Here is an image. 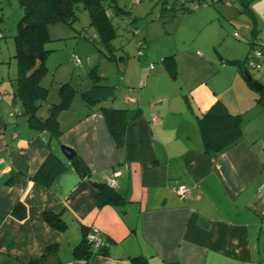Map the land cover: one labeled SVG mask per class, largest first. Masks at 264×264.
I'll list each match as a JSON object with an SVG mask.
<instances>
[{
  "label": "crops",
  "instance_id": "crops-1",
  "mask_svg": "<svg viewBox=\"0 0 264 264\" xmlns=\"http://www.w3.org/2000/svg\"><path fill=\"white\" fill-rule=\"evenodd\" d=\"M245 2V8L220 1L181 14L189 18L183 29L196 25L198 42L208 39L221 49L209 48L206 56L185 48L151 54L144 44L137 55L146 61L125 63L114 96L102 102L138 111L119 146L99 105L88 107L80 97L79 110L72 107L76 92L89 88L72 86L76 92L58 112L60 133L54 136L21 116L11 94L17 72L8 74L10 86L3 90L0 83V264L50 257L55 264H85L73 248L93 229L104 238L106 254L89 264H131L133 256L148 264H264V104L233 63L244 61L253 37L264 54V0ZM170 55L173 74L162 62ZM259 69L252 77L264 85V65ZM48 94L38 110L42 119L58 102L47 100ZM55 97L60 100L58 89ZM216 102L240 116L241 131L233 146L213 155L203 150L197 116ZM60 145L72 149L80 165L67 160ZM50 152L67 168L46 187L32 176ZM110 171L117 173L115 191L123 202L98 205L100 189L92 184H105ZM179 185L188 187V198L172 190ZM17 203L25 206L23 219L12 214ZM46 212L60 213L66 228L49 226Z\"/></svg>",
  "mask_w": 264,
  "mask_h": 264
},
{
  "label": "trees",
  "instance_id": "trees-1",
  "mask_svg": "<svg viewBox=\"0 0 264 264\" xmlns=\"http://www.w3.org/2000/svg\"><path fill=\"white\" fill-rule=\"evenodd\" d=\"M161 1L164 3L168 0ZM220 1L224 0H216L211 4L217 5ZM236 1L241 5V8H245V0H234V2ZM17 2L21 8L22 16L17 22L16 34L13 36V58L16 62L17 73L11 81L12 100L20 103L23 109L21 116L25 117L32 127L57 136L60 133L57 114L61 109L70 105L76 91L69 82L61 83L58 88L60 100L49 106L48 115L44 119L38 116V110L42 102L46 100L48 91L47 87L41 85V81L47 74L45 58L49 50L45 48V44L49 40V25L62 22L71 26L77 19L76 10H86L90 16V25L94 26L96 32V37L90 42L103 52L102 48H110L111 40L116 36V27L112 24L111 18L114 15L121 17L127 15L129 19L127 22L130 23L133 17L118 5L117 0H17ZM182 7L177 0H171L167 3L165 10L174 8V10H192L188 4L185 5V9ZM109 9L112 11L110 12ZM250 42L252 49L257 42V37H253ZM140 52L142 53V51ZM247 56L243 62L233 63L237 65L244 81L252 87L244 76ZM107 57L113 58L112 55ZM162 62L173 74L175 71L173 56L164 57ZM89 75L91 86L88 90L80 92L81 97L88 107L99 105L98 109L106 121L108 130L119 146L122 144L126 126L132 122L138 111L107 107L102 104L104 100L114 96V87L106 84L103 81L104 77L97 74L95 68L91 69ZM258 101L264 104V89L260 91ZM197 123L203 150L207 153L217 155L233 146L240 139V116L228 113L220 102H216L204 114L197 116ZM72 160H77V164L80 165L76 156ZM66 168L67 166L62 160L50 152L32 176V180L49 187L58 174ZM115 188L104 184V187L97 193V204H121L123 198L115 191ZM12 214L23 219L26 215L25 206L17 203L12 209ZM42 217L49 226L56 230L61 231L66 228V223L60 213L46 212ZM53 250L50 247L48 253ZM73 254L77 258L83 259L85 264H89L94 256L106 254V245L93 247L84 234L79 243L74 246ZM129 260L131 264H148L147 259L141 256H133ZM24 264H42V258L30 259Z\"/></svg>",
  "mask_w": 264,
  "mask_h": 264
},
{
  "label": "rangeland",
  "instance_id": "rangeland-1",
  "mask_svg": "<svg viewBox=\"0 0 264 264\" xmlns=\"http://www.w3.org/2000/svg\"><path fill=\"white\" fill-rule=\"evenodd\" d=\"M169 1L171 0L164 3L161 0H117L118 5L128 11L133 19L128 23L127 15L123 17L114 15L111 18L112 24L116 27V36L111 40L110 48H102L103 52L90 42L96 36V32L94 26L90 25V16L86 10H76L77 19L72 26L61 22L50 24V31L56 30L50 32V39L46 42L45 48H51L53 51H49L46 55L45 65L48 71L41 81V85L47 87L49 91L47 100L50 102L59 101L57 97H55V101H52V98L63 82L70 81L75 89L90 88L89 74L93 68L97 74L104 77L103 81L114 86L116 91V84L121 78V70L123 68L125 70V63L135 64L136 61L138 63L146 61L144 60L146 57L137 55L138 51L143 53L145 45L149 47L151 54L185 48L193 54H196L198 50L206 56L205 50L209 48L210 51L221 49L208 39L198 42L196 37L199 35V31L196 25L186 30L182 28L185 24L189 25V18L180 19L181 14L187 15L196 10L190 12L174 10L177 8L176 6L174 9L165 10ZM224 2L234 7L241 6L237 1L224 0ZM109 11L112 10L109 9ZM21 16L22 11L17 0H0V77L2 76L0 83L3 90L10 86L8 74L12 71L13 73L17 72L16 62L13 58V36L16 34L17 22ZM144 39L145 43L142 42ZM183 41L186 42L185 45H182ZM140 42H142V46L137 49L135 44ZM72 55H78L81 58L82 65L80 67L71 64ZM109 55H112L113 58H108ZM3 61H9L8 67L1 64ZM158 63H160L159 60L156 61V65ZM246 70L254 78H257L258 72L261 71V69H253L250 66H247ZM0 93L4 95L2 90ZM74 97L76 100L72 107L78 109L76 101L81 97L80 92H76ZM42 114L45 115L46 110H43Z\"/></svg>",
  "mask_w": 264,
  "mask_h": 264
},
{
  "label": "built area",
  "instance_id": "built-area-1",
  "mask_svg": "<svg viewBox=\"0 0 264 264\" xmlns=\"http://www.w3.org/2000/svg\"><path fill=\"white\" fill-rule=\"evenodd\" d=\"M216 0H177L178 4L182 5H189V8L191 7L192 10L196 9L198 6L203 4H211L214 3ZM234 2V0H230ZM185 5H183V9H185ZM188 8V9H189ZM236 36L238 35L237 32L234 33ZM258 43L260 41H257ZM256 42L255 45L258 43ZM253 46V48L249 51L247 59H246V65L250 66L253 69H259L262 65H264V54H261V52L256 49V46ZM138 54H141L139 52ZM200 54V53H198ZM72 62L75 67H80L82 65V60L78 55H72ZM153 65L150 64V68H152ZM17 110L15 109L11 115L15 114ZM158 117L153 116L152 121H157ZM116 172L110 171L104 174V182L107 186L115 188L116 187ZM172 190L179 195L181 199H186L189 197V189L185 185H179L178 187H172ZM86 239L89 243L92 244L93 247H99L103 244H105L104 238L100 234L99 230L93 229L90 233L86 235Z\"/></svg>",
  "mask_w": 264,
  "mask_h": 264
},
{
  "label": "water",
  "instance_id": "water-1",
  "mask_svg": "<svg viewBox=\"0 0 264 264\" xmlns=\"http://www.w3.org/2000/svg\"><path fill=\"white\" fill-rule=\"evenodd\" d=\"M244 76H245L246 80L251 83V86L257 92H260L262 89H264V85H262L260 82H258L256 80H254L252 75L248 71H244ZM60 151H61L62 155L67 160H72V158L75 156V152L72 149H70L69 147H66L64 145H60ZM81 171H82L83 176L85 177L86 171L83 167L81 168ZM92 185H93V187L98 188V189H102L104 187V184H102V183H93ZM54 262H56V258L50 257V258L45 259L42 264H55ZM56 264H58V263H56Z\"/></svg>",
  "mask_w": 264,
  "mask_h": 264
}]
</instances>
